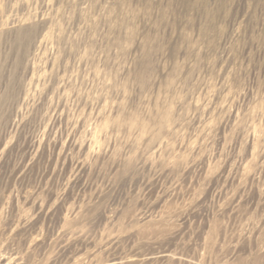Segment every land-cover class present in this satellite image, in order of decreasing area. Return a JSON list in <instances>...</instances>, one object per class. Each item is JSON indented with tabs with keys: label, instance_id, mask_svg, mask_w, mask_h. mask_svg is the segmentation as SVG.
Here are the masks:
<instances>
[{
	"label": "rangeland",
	"instance_id": "rangeland-1",
	"mask_svg": "<svg viewBox=\"0 0 264 264\" xmlns=\"http://www.w3.org/2000/svg\"><path fill=\"white\" fill-rule=\"evenodd\" d=\"M0 264H264V0H0Z\"/></svg>",
	"mask_w": 264,
	"mask_h": 264
}]
</instances>
